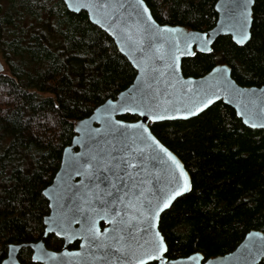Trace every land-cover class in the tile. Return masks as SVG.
I'll list each match as a JSON object with an SVG mask.
<instances>
[{
	"label": "trees",
	"instance_id": "16d2710c",
	"mask_svg": "<svg viewBox=\"0 0 264 264\" xmlns=\"http://www.w3.org/2000/svg\"><path fill=\"white\" fill-rule=\"evenodd\" d=\"M145 1L149 7L159 4L164 16L154 17L162 24L207 30L218 17L217 0ZM254 8L255 32L264 33V0H257ZM32 20L27 0H0V55L8 66L6 77L4 71L0 72V97L8 90L14 96L11 104L0 102V202L14 201L7 208L0 203V224L4 225L0 229V264L9 244L43 238L44 217L50 211L43 190L52 183L63 151L76 134L69 125L64 134L54 136L51 147L36 145L29 135L32 127L27 120L35 106L44 104L41 112L50 107L45 97L61 103L58 93L47 85L63 80L59 90L79 89L78 96L64 97L76 102V116L69 117L75 122L77 116L88 117L107 99L116 98L137 73L111 36L93 24L86 12L66 14L58 31L40 23L30 26ZM215 48V57L198 54L199 58H185L184 74L199 77L225 63L241 85H264V40L259 36L244 46L236 45L230 35L220 36ZM8 54L11 59L6 58ZM65 73L70 81L64 78ZM121 118L138 119L130 114ZM151 128L181 158L193 182L191 191L179 197L171 211L161 217L169 259L195 252L205 259L224 255L234 250L249 231L264 232V129L247 127L222 101L194 118L156 122ZM33 151L39 154V161ZM21 190H26L27 199L20 198ZM45 241L54 250L64 244L53 234ZM78 245L75 242L71 248ZM32 253L30 247H24L19 257L27 259ZM258 264H264V260Z\"/></svg>",
	"mask_w": 264,
	"mask_h": 264
},
{
	"label": "snow or ice",
	"instance_id": "6c2138e0",
	"mask_svg": "<svg viewBox=\"0 0 264 264\" xmlns=\"http://www.w3.org/2000/svg\"><path fill=\"white\" fill-rule=\"evenodd\" d=\"M256 3L257 0H241L240 3L235 5L237 12L230 18V23L221 25L219 29L213 30L212 35H209L206 31L188 30L167 24L157 25L153 15L161 18L164 16V13L159 11V4L157 3H152L151 7H149L145 0H134L133 3L129 4V7L133 9L137 17L135 29L140 34V37L135 39L130 34L131 29L123 27L121 29L122 43L132 51L143 52V48L140 45L147 38L149 44L153 45V54L148 59L152 63L166 59L170 60L171 63H165L164 71L152 68L151 74H148L145 73L144 67L133 61L142 73L138 77L142 86L136 90L134 95L126 97L124 102L120 104L113 105L109 101L108 107L103 108L102 115L95 117L96 119L103 118L105 129L112 135L114 140L117 135L121 137L119 141L121 147L116 149L114 145L109 143L108 147L112 148V151L100 148L94 152L73 153L68 162L67 166L69 168L75 171L77 175L83 174L85 180L88 181V184H85L83 180L80 181L82 188H85L88 192H91L92 189H97L102 193L101 195H96V200L102 204V208L100 211L91 209V201L87 198V193L81 196V200L89 204L90 209L97 216L103 212L105 216L114 214L118 218L109 221L113 225L109 235H104V233H109V229H104V233L96 229L93 217L90 216L87 220L88 227L85 230L86 235L83 237L86 243L100 250H108L106 257H98V259L112 258L118 261L119 264H149L151 261H155L156 264H176L175 261L168 259L170 248L165 241V237L161 235L158 225L161 221V213L167 214V212L171 211L176 198L191 190V182L185 166L168 147L157 139L151 128L146 125V121L150 119L155 123L165 119L187 120L192 116L203 113L206 109L210 110L211 107L215 106L217 100L228 98V102L231 103L232 100L255 94L251 89L239 87L236 80L232 79L230 75L231 69L228 64L214 67L212 72L209 73L208 79L201 77L199 83H195L192 78L184 79L179 75L177 72V61L185 55L197 58H199L198 54L207 58L215 57L217 31L227 32L230 34L231 40L236 45L241 46L251 45L258 36L261 40H264V33L257 34L254 29L257 19L254 8ZM27 7L33 16L30 26L40 23L52 31H58L61 30V24L66 14L80 13L82 10L94 8L95 5L92 0H27ZM116 7L122 8L123 5L120 4ZM144 17H147V19H144ZM96 23L99 24L100 21L97 20ZM35 34L36 32H33V35ZM113 34L115 35L116 33L114 32ZM75 39L78 40L79 37ZM156 41L160 43H156ZM120 51L123 52L124 48H121ZM70 55H78V53H70ZM6 58L11 59L10 54ZM165 74L171 77L168 81V87L175 92L176 85L179 84L180 90L177 94V100H165L161 104L157 94L158 89L153 90L152 84L147 81L151 79L156 82L158 76H165ZM4 75L5 77L7 76L6 73ZM64 78L71 80V77L67 76L66 73ZM60 83H63V80L57 84L49 83L47 86L53 92L58 93L61 103H55L54 100L50 101L48 97H45V103L50 102L51 106L43 112L40 109L45 107V105H36L33 115L27 120V123L32 127L29 135L34 137L36 145L44 146L47 144L48 147H51L54 136L64 134L68 126L71 125L78 132L84 131V135L88 137L89 141H94V137L90 133H98L99 129H91L87 120L78 116L75 122L69 120V117L76 116V102L72 99L65 100L64 97L78 96L79 89L66 88L61 91L59 90ZM145 90L151 92V95L146 96ZM174 92H165L164 96H171ZM32 95H35V93ZM136 95L140 97L139 100L135 98ZM13 98L12 91L8 90L6 95L0 97V102L11 104ZM177 102H182V107H176ZM95 111L101 113L99 108ZM117 111L138 115L142 119L131 124L119 119L114 120L112 119V113ZM162 113H176V115L165 116ZM236 114L241 117H248L244 119V124H249L250 120L254 118L264 120V109L261 110L260 114L247 108ZM250 126L256 128L258 125L252 123ZM259 127L264 128V124H260ZM127 129L136 131L128 133ZM75 143L81 144L80 137L76 138ZM140 145H143V147H140ZM32 155L39 161L37 152L33 151ZM2 157L3 154H0V159ZM150 162H158L160 172L150 173L148 171ZM161 172L166 175L167 183L155 188L149 187L153 185V182H156V184L160 183ZM123 176L128 177L131 182L129 191L135 190L133 192L135 203H132L130 199L127 205L128 210L113 207L114 205L124 204V200L119 195L122 189L116 187V182L122 181ZM141 176L143 178H140ZM100 183H106L107 188L100 189ZM124 187L129 186L125 185ZM70 190V187L65 186L64 189L54 193L49 199L55 200L58 208H63L64 194ZM113 191L118 195L113 197ZM146 191L147 195L145 194ZM122 194L124 197L129 196L128 191H123ZM43 195H49L47 189L43 190ZM105 196L111 199L105 200ZM20 198L22 200L28 198L26 190H21ZM13 202L12 200H7L0 203H3L4 207L7 208ZM49 206L51 207V205ZM74 207L76 212L83 215L81 208L75 205ZM131 210H134V214H132ZM122 211L123 215H121ZM74 220L75 216L70 219L64 212L58 211L55 216L44 220V224L47 225L43 230L44 235L47 236L49 233H54L58 237L64 235L68 239H74L77 234L70 231V225ZM141 225H144V227H141ZM3 227L4 225L0 224V229ZM135 233L147 234L150 239L140 244L137 242ZM249 235L257 236L259 234L249 233ZM112 249L115 251H112ZM7 250L11 264H30L31 261H40L44 256L49 255L44 248H40L38 250L39 254H32L27 259L17 257L15 253L20 250V246L15 243L9 244ZM65 254L79 255V253ZM51 255L54 257L56 253ZM257 255H264V243L248 248L245 259L251 258L254 260ZM198 256L199 254L197 253L196 257ZM196 257L190 256L187 259L193 260ZM3 264H9V261H4Z\"/></svg>",
	"mask_w": 264,
	"mask_h": 264
},
{
	"label": "water",
	"instance_id": "95a60500",
	"mask_svg": "<svg viewBox=\"0 0 264 264\" xmlns=\"http://www.w3.org/2000/svg\"><path fill=\"white\" fill-rule=\"evenodd\" d=\"M94 3L95 7L89 10H82L88 14V17L90 21L100 27L102 30H104L108 35L111 36V38L114 40L117 48L120 49L124 48V51L121 52L123 55L127 57L129 62L133 65V67L136 70V77L132 84L127 87L126 89L122 90L116 98H109L107 99L104 103L100 104L97 106L94 111L89 115L88 117H85L83 119L87 120L88 126L91 129H99V132H92L90 133L94 137V141H89L88 137L84 135V131L78 132L75 128L76 134L73 137L72 143L65 147L62 155V160L60 167L57 171V173L54 176V179L50 185H48L45 189L48 190V196H45L48 199L49 205H51L49 214L44 217L45 219H48L52 216H55L58 211L64 212L70 219L71 217L75 216V220L71 223L70 225V231L73 233H76V237L74 239H68L64 235L59 236L64 241L63 247L60 250H54L51 249L47 246V243L45 241V238H48L49 235L54 233H49L47 236H43L42 239L36 241V242H30V243H15L20 246V250L15 253L17 257H19L21 250L24 247H29L32 249V254H39L38 250L40 248H44L46 252L49 254L47 256H44L42 260L40 261H33L34 264H119L118 261H115L112 258H107V259H98V257H106L108 250H100L94 246H89L85 239L83 238L86 235V228L88 227L87 220L91 216L95 219V226L96 229L104 233V229H109V233H104V235H109L110 230L113 227V225L109 222L110 220L116 218L113 215L110 216H105L103 212H101L100 215H95V212L92 211L91 209H95L96 211H100L102 208V204L100 202H97L96 200V195H101L102 193L97 190V189H92L91 192H88L85 188H82L80 185V181H84L85 184H88V181L85 180L83 174L77 175L75 171H73L71 168H69L68 162L70 160V157L72 156L73 153H85L86 151H98L100 148H104L108 151H112V148L108 147V144L111 143L112 145L115 146L116 149H119L121 147L119 141L121 137L119 135L116 136V139L114 140L112 135L109 134L106 129H105V124L103 118L101 119H96L95 117L101 116L102 115V110L103 108L108 107V102L111 101L113 105L120 104L124 102L126 97H130L136 93V90L141 87V80L138 79L142 75L140 72V69H138L133 61L136 63H139L141 67L145 68V73L151 74V69L156 68L161 71H164V65L165 63H171L170 60H164V61H159L157 60L155 63H152L148 59V57H151L153 54V45L149 44V41L147 38L144 39L143 43L140 45L141 48H143V52L139 51H132L130 50L125 44L122 43V35H121V29L123 27H128L131 29V33L135 39H139L140 34L136 32L135 29V24H136V15L135 12L133 11L132 8L129 7V4L133 3L134 0H92ZM146 2V1H145ZM241 0H217L215 4V10L218 14L217 21L215 25L207 30H197V29H191L188 28L184 25L180 24H168L172 27H181V28H186L188 30H195V31H200V32H208L209 35L213 34V30L219 29L221 25H227L230 23V18L233 17L237 9L235 8V5L240 3ZM122 4L123 7H116L117 5ZM147 4V2H146ZM106 5V7H105ZM149 6V5H148ZM111 17V18H109ZM144 19H147V17H144ZM153 19H155L157 25H164L156 20V18L153 15ZM99 20L100 23H96V21ZM111 25V27H109ZM116 33L115 35L113 33ZM230 35L227 32H216V40L220 36H226ZM156 43H160L159 41H156ZM183 47V45H181ZM241 46V45H239ZM166 47V46H165ZM179 55V54H177ZM192 57L190 55H185L183 57H180L177 61V72L181 77L184 79H189L192 78L195 83H199L201 80V77L208 79L209 78V73L212 72V69L214 67H217V64L215 65L208 73L205 75L195 77V76H186L183 72V60L185 58ZM225 64V63H223ZM147 65V66H146ZM228 67L231 69L230 75L232 79L235 80L232 74V68L230 65ZM5 70V65L0 61V72H3ZM171 79L167 74L165 76H158V79L156 82H153L151 79H149L147 82L151 83L153 86V90L158 89V96H159V102L161 104L164 103L165 100H177V94L179 93L180 90V85H176L175 92L173 89L168 87V81ZM237 82V81H236ZM238 83V82H237ZM239 87L242 89H251L255 94L246 96L243 98L235 99L232 100L231 103L228 102V98H224L222 100H217V102L222 101L226 105L232 107L235 112H240L244 111L246 108L260 114L261 110L264 109V85L262 86H246V85H241L238 83ZM146 91V96L151 95V92ZM165 92H170L173 93L171 96H164ZM137 100L140 99L138 95L135 97ZM146 102V101H145ZM131 103V101H129ZM176 107L180 108L182 107V102H177ZM101 109V113H97L95 110L96 109ZM144 110V109H141ZM207 110V109H206ZM205 110V111H206ZM128 113H122V112H114L112 113V119H119L124 121L125 123L131 124V123H136L137 121L141 120L142 118L138 115H135L138 117L136 120H125L121 118L124 115H127ZM165 116H174L176 113H162ZM202 114V113H201ZM133 115V114H130ZM200 115V114H199ZM198 116V115H196ZM196 116H192L191 118H194ZM242 122L244 119L248 118L247 116L241 117L237 115ZM176 120H183V119H176ZM188 120V119H187ZM163 121H173L170 119H165L162 121L158 122H163ZM154 123L152 120H147L146 125L151 128V124ZM156 123V122H155ZM244 123V122H243ZM252 123H256L258 126L256 128H252L250 125ZM260 124H264V120L259 119V118H254L250 120L249 124H244L249 128L252 129H264L262 127H259ZM152 130V128H151ZM136 130L134 129H127L128 133H133ZM153 132V131H152ZM154 134V133H153ZM155 135V134H154ZM77 137H80L81 139V144H76L75 140ZM157 137V136H156ZM157 139H159L157 137ZM160 140V139H159ZM161 141V140H160ZM107 142V143H106ZM161 143H163L161 141ZM164 144V143H163ZM165 145V144H164ZM166 146V145H165ZM140 147H143V145H140ZM168 147V146H166ZM169 148V147H168ZM67 150V151H65ZM170 151H172L169 148ZM173 152V151H172ZM174 155L178 157V159L181 161V163L185 166L184 162L181 160V158L173 152ZM185 170L188 172L189 179L191 182V189L193 186L192 182V177L188 171V169L185 166ZM148 171L150 173L155 174L156 172H160V165L158 162H150L149 163V169ZM134 178H136L134 176ZM140 178H143L142 176ZM115 182V181H114ZM167 183V177L164 173H160V183L156 184V182H153V185H150L149 187L155 188L159 187L160 185H163ZM125 185H128L129 187H124ZM65 186L70 187V191H66L64 194V199H63V208H58L56 201L53 199H49V197L53 196L54 193L60 192L61 189H64ZM131 186V182L128 180V177L123 176L122 181L116 182V187L122 189V192L119 193L121 198L124 200V204H119V205H114L113 207H117L118 209H124L128 210L127 205L129 204V201L131 199L132 203H135V198L133 197V192L135 191L134 189L129 191V188ZM91 187V185H89ZM107 184L106 183H100V189H106ZM123 191H128L129 196L124 197L123 196ZM191 191V190H190ZM189 191V192H190ZM189 192H186L184 194H187ZM87 193V198L91 201V209L89 204L84 203L81 200V196L85 195ZM95 193V195H93ZM147 195V191L145 192ZM183 194V195H184ZM118 195L115 191H113V197ZM138 195V193H137ZM181 197V196H180ZM179 197L176 198V200ZM111 199L110 197L105 196V200ZM151 199V197H149ZM175 202V201H174ZM173 202V204H174ZM78 206L79 208L82 209L83 215L80 213L76 212V208L74 207ZM132 214H134V210H131ZM121 215H123V211L121 212ZM163 213H161L162 217ZM118 219V218H116ZM104 224V226H103ZM47 225H45V228ZM141 227H144V225H141ZM158 229L161 232V235H163L161 229H160V223L158 225ZM249 233H258L259 235L257 236H250ZM137 236V242L140 244H143L145 240L150 239L149 235L147 234H142V233H135ZM164 236V235H163ZM58 237V236H57ZM166 241V239H165ZM75 242H79V245L77 248H71V245L74 244ZM167 243V242H166ZM261 243H264V232L260 230H251L249 231L244 239L240 242V244L231 252L226 253L224 255H218L215 257H211L208 259H205V256L200 253V252H195L192 253L188 256L185 257H178V258H171L169 259L170 261H175L176 264H258L262 260H264V255H257L256 258L253 260L251 258L245 259L247 256V249L252 248L253 245H260ZM12 244V243H11ZM135 247V245H133ZM112 251H115L112 249ZM139 251V250H138ZM56 253V255L53 257L51 254ZM65 253H79V255H66ZM199 254L198 257H196V254ZM118 255V254H117ZM196 257L193 260L187 259V257ZM4 261H9V264H11V261L9 260V255L7 253L6 258L2 261L1 264H3ZM153 262V261H151ZM150 263V262H149Z\"/></svg>",
	"mask_w": 264,
	"mask_h": 264
},
{
	"label": "rangeland",
	"instance_id": "374dc122",
	"mask_svg": "<svg viewBox=\"0 0 264 264\" xmlns=\"http://www.w3.org/2000/svg\"><path fill=\"white\" fill-rule=\"evenodd\" d=\"M0 61L5 65V67H8V66H7V62L5 61V59L3 58L2 55H0ZM6 72H7V70L4 71V73H6Z\"/></svg>",
	"mask_w": 264,
	"mask_h": 264
}]
</instances>
